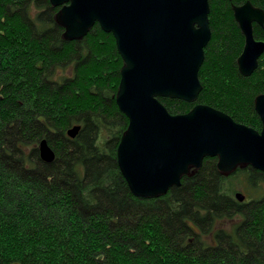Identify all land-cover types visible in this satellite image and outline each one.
I'll return each instance as SVG.
<instances>
[{"label":"trees","instance_id":"16d2710c","mask_svg":"<svg viewBox=\"0 0 264 264\" xmlns=\"http://www.w3.org/2000/svg\"><path fill=\"white\" fill-rule=\"evenodd\" d=\"M247 1L264 16V0H209L202 91L192 104L159 98L169 114L207 105L261 129L253 103L264 95V53L248 77L235 63L244 40L232 7ZM58 11L49 0H0V264H264L262 172L224 176L207 158L164 196L130 193L117 166L128 122L115 101L114 36L95 24L67 42Z\"/></svg>","mask_w":264,"mask_h":264},{"label":"water","instance_id":"95a60500","mask_svg":"<svg viewBox=\"0 0 264 264\" xmlns=\"http://www.w3.org/2000/svg\"><path fill=\"white\" fill-rule=\"evenodd\" d=\"M230 1V0H227ZM59 8L56 24L65 41L79 42L95 26L111 34L122 59L115 101L128 126L119 141L117 166L130 193L139 199L164 196L180 186L189 170L214 158L220 173L240 166L264 174V95L254 100L261 129L235 123L207 105L182 115L169 114L159 98L195 103L202 91L199 71L210 41L209 0H49ZM244 40L237 72L248 77L264 53L253 38V24L263 29V12L249 2L232 7ZM79 127L67 132L76 136ZM40 159L51 164L54 152L45 141ZM240 203L243 195L236 194ZM14 264H18L14 262Z\"/></svg>","mask_w":264,"mask_h":264},{"label":"bare ground","instance_id":"6f19581e","mask_svg":"<svg viewBox=\"0 0 264 264\" xmlns=\"http://www.w3.org/2000/svg\"><path fill=\"white\" fill-rule=\"evenodd\" d=\"M248 2V1H247ZM254 28V27H253ZM264 55V54H263ZM263 57V56H262ZM206 58V57H205ZM260 60V59H259ZM259 63V62H258ZM250 128V127H249ZM207 159V158H206ZM242 167V166H241ZM245 167H247V166H245ZM224 176H227V175H224ZM230 177V176H229ZM227 178V177H226ZM228 179V178H227ZM245 200V199H244Z\"/></svg>","mask_w":264,"mask_h":264},{"label":"rangeland","instance_id":"374dc122","mask_svg":"<svg viewBox=\"0 0 264 264\" xmlns=\"http://www.w3.org/2000/svg\"><path fill=\"white\" fill-rule=\"evenodd\" d=\"M235 195H236V193H235ZM227 221H223L222 223H226ZM228 226V225H227Z\"/></svg>","mask_w":264,"mask_h":264},{"label":"flooded vegetation","instance_id":"af4514ba","mask_svg":"<svg viewBox=\"0 0 264 264\" xmlns=\"http://www.w3.org/2000/svg\"><path fill=\"white\" fill-rule=\"evenodd\" d=\"M264 43V42H263Z\"/></svg>","mask_w":264,"mask_h":264}]
</instances>
